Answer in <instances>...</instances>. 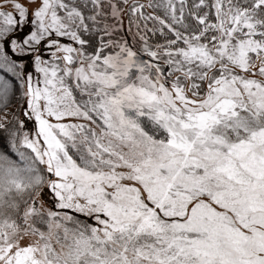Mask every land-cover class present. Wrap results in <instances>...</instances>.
<instances>
[{
  "label": "snow or ice",
  "instance_id": "1",
  "mask_svg": "<svg viewBox=\"0 0 264 264\" xmlns=\"http://www.w3.org/2000/svg\"><path fill=\"white\" fill-rule=\"evenodd\" d=\"M0 264H264V0H0Z\"/></svg>",
  "mask_w": 264,
  "mask_h": 264
}]
</instances>
